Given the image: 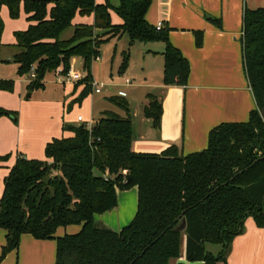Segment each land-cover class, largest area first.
<instances>
[{
	"label": "trees",
	"instance_id": "trees-1",
	"mask_svg": "<svg viewBox=\"0 0 264 264\" xmlns=\"http://www.w3.org/2000/svg\"><path fill=\"white\" fill-rule=\"evenodd\" d=\"M151 2L0 0L11 18L18 17L22 3L30 22L14 32L17 73L29 76L33 68L31 89L42 88L47 73L66 74L78 57L85 70V86L76 97L80 102L90 92L87 81L101 45L127 34L130 45L163 42V83L185 85L189 63L170 43L167 29L157 30L146 20ZM111 12L119 23L112 22ZM77 15H92L93 21L74 23ZM68 28L72 34L62 38ZM2 29L0 18V36ZM241 43L256 107L245 122L212 128L203 150L183 155L172 145L162 153L135 152L129 116L106 111L90 127H65L73 135L47 142L45 159L17 154L0 197V228L6 231L0 261L18 248L22 234H30L56 241L54 264H225L244 222L252 218L264 225V7L244 9ZM128 60L129 52L123 51L120 73ZM12 88V80H0V89ZM146 98L144 116L158 127L162 104L153 94ZM113 100L127 110L125 102ZM1 116L18 119L16 111L2 107ZM7 159L0 155V162ZM133 186L137 209L127 225L115 231L95 221L96 214L117 205V189ZM69 225L79 229L56 235ZM206 243L221 250L213 254Z\"/></svg>",
	"mask_w": 264,
	"mask_h": 264
},
{
	"label": "crops",
	"instance_id": "crops-1",
	"mask_svg": "<svg viewBox=\"0 0 264 264\" xmlns=\"http://www.w3.org/2000/svg\"><path fill=\"white\" fill-rule=\"evenodd\" d=\"M261 7H264V0H152L145 18L155 27L161 23L162 29L168 31L170 43L188 61L190 71L186 84L163 83V42L144 46L134 43L130 45L134 53H129L126 69L122 73L118 71L120 60L116 66L119 78H111L108 83H103L101 92L96 93L93 90L91 82L94 81L90 73V80L87 81L90 92L78 102L81 104L86 101L88 107L86 116L80 115L81 121L77 120L79 115L76 119L69 120L67 117L71 106L77 101L78 93L85 86L82 83L85 70L78 57H73L70 62L81 74L75 82L64 81L59 71L52 72L56 83L66 85L63 87L64 93L61 94L64 100L47 101L41 109L30 110L32 112L29 117L36 129L23 126L22 120L29 111L27 103L0 89V107L17 108L20 112L18 124L12 123L7 116L0 117V155L16 149L14 158L0 162V169L5 170L0 175L3 176V188L4 178L17 154L29 159H45L44 148L47 142L53 138L73 135L71 131L64 130L65 127L79 126L85 119H89L87 127H90L106 111L121 117L129 116L132 125L131 148L141 153H162L172 145L177 146L178 152L183 155L200 151L206 148L208 134L218 124L247 121L256 104L243 63V11ZM19 14L17 18H11L7 6L0 5V18L3 21L0 62L6 58L12 59L16 51L13 46L14 32L26 29L30 23L22 3ZM116 15L111 12L113 23L121 21ZM92 21V15H77L74 18V23L91 24ZM69 29L73 31L72 28ZM66 31L67 29L62 32V38H68L72 34V31ZM197 38L199 45L196 44ZM24 76L29 77L27 74ZM92 93L101 94L102 99L95 98ZM147 94L155 95L162 104L158 127L144 116ZM113 99L125 102L127 110ZM65 102L68 104L67 108ZM2 192L3 190L1 194ZM136 194V186L125 191L117 189V205L102 214H96L94 219L112 230H120L134 215L133 196ZM245 222L242 232L231 241L225 264H264V225L258 226L252 218ZM78 229L77 225L60 227L56 235L62 236L68 231L74 233ZM5 234L6 231L0 228V245L5 244ZM55 255L54 239H36L30 234H22L18 248L7 253L0 264H54Z\"/></svg>",
	"mask_w": 264,
	"mask_h": 264
},
{
	"label": "rangeland",
	"instance_id": "rangeland-1",
	"mask_svg": "<svg viewBox=\"0 0 264 264\" xmlns=\"http://www.w3.org/2000/svg\"><path fill=\"white\" fill-rule=\"evenodd\" d=\"M111 1L117 3L118 0H111ZM116 3H114V4H116ZM114 15H116V14L114 13ZM117 17H119V16H117ZM68 31H72V30L67 29L66 33ZM12 34H13V31H12ZM8 36L9 37L11 36L10 32H9ZM157 42L158 41L146 42V43L145 42H136V45H142V46L152 45V43H157ZM130 47L131 46L129 44V37L127 36V34H123L119 38L115 37V38L105 42L104 44H102L100 47L98 59L93 60V62H92V67H91L90 73L93 76V81L96 83H108L111 80V78H112V80L119 78V75L116 71V66L119 64L120 60L122 61V52L123 51H127L129 53L132 52V55H133L134 52L131 50ZM121 61H120V63H121ZM16 68H17L16 63H14V61L11 58H6L5 60L0 62V78L1 79H10L13 81L12 90H2V91H5L8 94L13 95L17 98H21V99H23V101H25L27 103V105H28L27 110H29V111L27 113H25V117L22 120L23 126L25 128H29V129H31V128L36 129V125L33 124V121H31V119H30L31 117H29L30 113L32 112L30 110L32 108L33 109H35V108L41 109L42 107H44V105L47 101L54 100L57 102H61V100H64L63 97H61V94L64 93L63 87H66V85L63 83H56V81H55L56 77L52 73H47L43 79L44 80L43 81L44 86L42 88L31 89L30 83L34 80V78H31L30 76L25 77L24 75H19L17 73ZM82 73H83V69H82ZM110 74H112V77H110ZM82 83H83V81H82ZM91 84H92V82H91ZM106 87H107V84H106ZM27 94H30V96L26 98ZM79 94L80 93H78V95ZM92 96H95V98H97V99H102L101 94L96 95V94L92 93ZM10 101H11V98H9L8 102H10ZM65 107L66 108L68 107V104L66 102H65ZM2 108H4V107H2ZM4 109H6V108H4ZM7 110L17 112V116H18L17 122L15 123L12 121V123L18 124V121L20 118L19 117L20 112L18 111V109L13 108V109H7ZM65 111L67 112V110H65ZM87 111H88V107L86 105V101L82 102L81 104H79L78 102H75L71 106V109L67 114V117L69 120L72 118L76 119L77 115L86 116ZM39 112H41V111H39ZM10 121H11V119H10ZM89 122H90L89 119H85L84 121H82V123H79V124L80 125L84 124L85 126H87V125H89ZM15 150L16 149H14L13 151H8L4 155H7L8 159L14 158L15 157ZM4 172H5L4 169H0V175H3ZM2 188H3V176H0V196H1V190H3ZM131 188L126 189V190H130ZM130 193L131 192L129 191V194ZM133 198H134V202H135L134 203V215H135V212L137 209V194H136V196H133ZM245 225H246V222H244L243 227ZM62 228H64V227H62ZM68 233H72V231H68ZM2 246L3 245H0V249L2 248ZM206 250L213 253V254H217L221 250V246L219 244L206 243Z\"/></svg>",
	"mask_w": 264,
	"mask_h": 264
},
{
	"label": "built area",
	"instance_id": "built-area-1",
	"mask_svg": "<svg viewBox=\"0 0 264 264\" xmlns=\"http://www.w3.org/2000/svg\"><path fill=\"white\" fill-rule=\"evenodd\" d=\"M156 29L159 30V29H162V24L159 23L157 26H156ZM97 59V58H96ZM29 76L31 78H34L35 77V73L33 71V68L31 69V72L29 74ZM81 77V74L73 68L72 64H70V67L67 71L66 74L63 75V79L64 81L66 82H75L77 79H79ZM126 82H129L128 79H126ZM92 86H93V90L96 92V93H99L101 92V90L103 89L104 87V84L103 83H96V82H92ZM77 120L78 121H81L82 120V117L79 115L77 117Z\"/></svg>",
	"mask_w": 264,
	"mask_h": 264
},
{
	"label": "water",
	"instance_id": "water-1",
	"mask_svg": "<svg viewBox=\"0 0 264 264\" xmlns=\"http://www.w3.org/2000/svg\"><path fill=\"white\" fill-rule=\"evenodd\" d=\"M30 94H27L26 97H28ZM185 227V222L184 220L182 221L181 225L178 227L179 230H183ZM109 228V227H108Z\"/></svg>",
	"mask_w": 264,
	"mask_h": 264
}]
</instances>
